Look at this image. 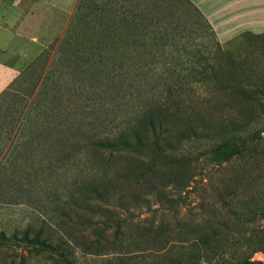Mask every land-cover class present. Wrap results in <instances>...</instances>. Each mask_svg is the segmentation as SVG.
<instances>
[{
  "label": "trees",
  "instance_id": "obj_1",
  "mask_svg": "<svg viewBox=\"0 0 264 264\" xmlns=\"http://www.w3.org/2000/svg\"><path fill=\"white\" fill-rule=\"evenodd\" d=\"M263 123L264 34L243 32L234 46L206 51L167 0H77L63 32L0 91V173L12 177L0 195L16 178L53 179L62 217L85 227L101 219L94 239L74 237L87 253L176 244L157 264H199L234 247L238 264H264L251 259L264 253V227L233 241L234 223L175 217L169 230L140 229L136 239L138 227L116 213L149 197L177 213L197 181H211L209 167L253 152ZM230 181L218 185L244 186ZM43 231L0 232V246L31 244L73 264L69 241Z\"/></svg>",
  "mask_w": 264,
  "mask_h": 264
},
{
  "label": "rangeland",
  "instance_id": "obj_2",
  "mask_svg": "<svg viewBox=\"0 0 264 264\" xmlns=\"http://www.w3.org/2000/svg\"><path fill=\"white\" fill-rule=\"evenodd\" d=\"M167 1L192 26L206 51H212L217 47L229 48L237 42L240 34L234 36L215 34L202 12L191 0ZM249 32L264 34V28L261 26L255 28L252 25ZM256 128L253 152H248L243 157L233 158L221 165L209 167L211 181L207 180L208 177L197 181L195 188L193 187L189 193L183 195L184 204L178 208L177 213L166 210L152 197H149V200H142L141 204L129 210L116 209V213L138 227V230L134 231L136 239H140L138 235L140 229H149L153 235H158L161 230H169L175 217L184 224L205 218H211L218 223L237 224V226L233 225L234 231L228 233V238L233 241L243 240L255 231H261L264 227L261 215L264 211V123ZM12 134L14 135V132ZM10 142L11 140H8L6 144L9 145ZM3 143L4 139H1L0 149ZM194 147L201 148L198 144H193L189 148ZM3 154L4 151L1 150L0 159ZM7 172L0 173V182H3L0 187L2 191L11 185L9 178L12 179V177L7 175ZM7 179L9 182L6 181ZM221 179L232 180L230 189H232V182L236 181L244 186L238 187L234 184L235 191L225 192L218 185ZM19 183L22 184L21 191L17 192ZM52 183L53 179L48 180L42 177L37 179L31 177V185L26 179L12 180L14 188L11 194L0 195V232H3L6 238L14 233L20 237L25 230H28L29 237H32L34 232L41 228L44 230L42 238L49 233L53 235L55 241L56 239L60 241L61 238L69 241L73 254L70 259L73 260V264H108L109 260L116 261L118 257H124L127 264H157L162 263L168 256L173 255L174 251L180 249V246L176 244H168L162 250H157L150 244H134L129 248H116V250L110 246L109 250H104L100 254L87 253L84 246L76 245L74 237L84 235L90 240L94 239V229L100 226L101 219L94 217L91 226L88 227L80 224L78 222L80 219H75L74 216L67 221L56 209L57 197L55 196L58 192ZM112 231L113 229L108 230L110 234ZM108 239H112V236ZM31 247V244L27 246L22 244L19 247L0 246V264H9L11 260H15L17 264H61L54 252L36 253L30 250ZM234 249V247L228 248L219 254L215 252L208 257L207 261H201L199 264H238L239 254ZM251 259L264 261V253L257 251L253 253Z\"/></svg>",
  "mask_w": 264,
  "mask_h": 264
},
{
  "label": "crops",
  "instance_id": "obj_3",
  "mask_svg": "<svg viewBox=\"0 0 264 264\" xmlns=\"http://www.w3.org/2000/svg\"><path fill=\"white\" fill-rule=\"evenodd\" d=\"M76 1L0 0V91L63 32ZM191 1L217 35L264 28V0Z\"/></svg>",
  "mask_w": 264,
  "mask_h": 264
}]
</instances>
